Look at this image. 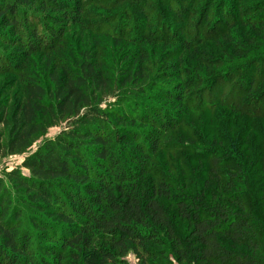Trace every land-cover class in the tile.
<instances>
[{
    "label": "trees",
    "instance_id": "1",
    "mask_svg": "<svg viewBox=\"0 0 264 264\" xmlns=\"http://www.w3.org/2000/svg\"><path fill=\"white\" fill-rule=\"evenodd\" d=\"M162 1L128 6L138 16L145 13L137 9L163 10L153 23L145 15L138 30L128 16L111 33L108 24L114 22L104 24L113 43L132 45L114 69L98 50L75 57L68 48L73 58L63 57L66 29L60 21L72 19L66 0H0V74L17 68L6 49L23 61L44 54L50 84L44 88L19 65L22 99L10 116L0 107V123L10 126L5 143L0 135V156L23 155L37 135L65 125L0 179V264H127L129 254L140 264H169L171 257L178 264H264V208L252 198L258 191L251 190L250 178L254 169L264 171V148L257 145L264 143V44L256 47L264 33L224 38L227 52L206 51L202 46L239 25L241 15L220 3L217 20L206 28L213 0L203 9L202 0H189L179 39L163 38L161 19L171 18L174 2ZM35 11L50 12L47 22L32 16ZM218 22L221 31L214 30ZM163 47L167 56L156 55ZM225 52L223 60H212ZM202 97L213 101L203 104ZM218 108L232 113L234 121L226 122L240 120L256 134L245 143L247 130L233 139L227 126L224 151H232L231 177L239 187L220 189L219 174L211 187L208 180L199 187L195 178L179 185L176 166L162 174L157 168L165 152L190 150L198 139L207 143V130L200 134L188 119L196 116L202 126L198 115ZM211 150L198 156L220 155ZM256 194L264 200V193ZM162 201L174 208L172 214ZM177 222L186 225L183 237Z\"/></svg>",
    "mask_w": 264,
    "mask_h": 264
},
{
    "label": "rangeland",
    "instance_id": "2",
    "mask_svg": "<svg viewBox=\"0 0 264 264\" xmlns=\"http://www.w3.org/2000/svg\"><path fill=\"white\" fill-rule=\"evenodd\" d=\"M66 1H67V4H69L68 6L72 4L71 5L72 8L68 10V14H67L68 16H70L69 13H72V17L70 16L72 19L67 20V21L65 20L60 21L61 25H63L62 27L66 29V33L63 38L65 42L64 44L66 45V49H63L61 51V54L63 55V57L73 58V56L69 53V50H67L68 48L74 51L73 55H75V57L76 55H79L81 51H84V50H89V51L98 50L101 53V55L105 58V61L108 64V66H110L111 68H114L115 66H119V63L121 61L120 57L124 54L125 51H127L132 46L130 44H126L125 47H128V48H125L123 44L121 46V45H117L113 43V40H112L113 35L109 34L112 32V29H117L115 27H121L124 23V19H126V17L128 16L130 18L131 17L134 18L135 28H137L138 30V27L145 25V23L143 22L145 20V17H144L145 15L148 16L149 14H151L150 21L151 23H153L154 18H156V16L160 17L163 11V10L161 11L154 10L156 12H153L152 14V12H150L151 11L150 9L148 10L147 9H137L141 11L143 10L145 15L144 14L142 16L136 15V13H134L132 9H130L128 6L130 7L133 6L132 8L134 7L143 8L142 0H66ZM169 1L174 2V3L171 2L172 10L170 13L172 14V16L171 18H168V20H163V22H162L163 18L161 19V23H160L161 27L164 26V22L166 21L165 22L166 29L163 28V30L165 31L161 35V37H163L164 34L166 33L165 37L169 39L173 38L174 40V39H179L180 37L179 31H181V28H179L178 25L180 24L181 19L183 18V15L185 13L184 11L190 8L189 6L190 1L192 2L193 0H190V1L189 0H181V1L180 0H169ZM209 1L210 0H202V3L204 4L201 5L202 7H200V9H203V7L207 3H209ZM212 2L214 3V7L212 10V14L209 17L210 22L206 24L205 26L206 28H210V27L212 28L213 22L217 20L216 14H215L216 12L215 6L216 7L217 5L220 6V3H222L221 5H225L226 7H229L230 9H233V10L238 9L239 15H241L240 24L236 26H232L234 28L227 29L225 33L223 32L220 36L214 38L213 42L205 43L202 46V49L206 51L209 50L211 52L213 50L216 51L220 49H224V50L226 49V52H227L228 46L225 44L227 40H225L224 38L236 39L237 36H241L242 34L249 32V31L250 32L252 31V35L254 34L253 31H256L258 34L264 33V0H213ZM162 3L164 4L165 1L163 0ZM162 9H165V6L162 7ZM46 14L50 15V12L35 11V13H31L32 16L34 15L38 19H41L43 23L47 22L48 16H46ZM55 16L60 17L61 15L55 14ZM232 19H233L232 17H229L227 18V21L231 23L233 22ZM108 20H111L114 22L113 24H108L109 33L105 31L106 27L104 26V24L108 22ZM97 25H101L102 27H104V29L102 31L97 32L96 31ZM203 25H204L203 23L200 24L201 27ZM127 27H131V26H127ZM149 27L151 26L149 25ZM177 28H179V30ZM174 29H177V30L174 31ZM214 30L221 31L222 24L218 22V24L215 25ZM140 31H141V28H140ZM157 31L159 33L161 32L160 29H158ZM256 38L258 39L256 40L257 41L256 47L262 48L263 47L262 45L264 44V42L260 41V38L258 37ZM175 47H174L175 50L176 49L179 50V46H175ZM149 50L151 49L149 48ZM159 50L164 51V52L161 53V51H159L156 55L163 54L164 57H166L167 54L170 52L168 51L169 49L164 48V47L160 48ZM226 52L218 53V54L215 53L212 60L214 61H218L219 59L223 60V58H226ZM4 54L10 56V59L13 62L15 61V63L17 64V68H14L11 66L12 67L11 71H8L5 73L3 72L2 74H0V107H7V111L10 116L11 113L14 111V108L17 106V104L22 99V84L18 76L21 73V71L18 72L19 71L18 67H20L19 65L22 64V67H24L25 71L26 70L28 71V74L37 76L38 79L41 80V83L44 86V88H47L50 86V84L46 78L48 76V73L44 72L45 71L44 66H45V63L48 57L44 56V54L43 55L35 54L33 57H30L28 60L23 61L22 58L18 59V57L15 59H12V56H14V52H12L11 50H7V49L4 50ZM150 56H152V52L150 53ZM159 57H162V56H158L154 58L152 60V63L154 64V61H157V58ZM24 69L20 68V70H24ZM157 70L158 68L153 69V72H152L153 76H155V73H157ZM211 71H219V70L214 68V70L212 69ZM200 101L203 104L204 103L209 104L211 103L210 101H213V100H211V98L202 97ZM0 111H1V108H0ZM231 114L232 113H230L226 108H218L212 111H207L205 112V114L201 113V115L200 114L198 115L199 117H201L199 119H205L204 124L202 126L198 124L196 120V118L198 117L193 116L195 118L191 117L190 120L188 119V121L190 122L192 121L193 123H197L196 129L198 130L200 134H202L203 132L207 130V133H209L208 135L210 137V138L208 137L207 143L204 141V139L203 140L198 139L196 140V142H194V146L190 150H186V151L177 150L172 153L165 152L164 153L165 155L161 154L165 156V159L161 163L160 167L157 169H160V172H162V174L164 173L165 175H168L166 173V170L168 167H170L171 169H173L175 166L179 167V170L177 169L179 172L178 173L179 185L182 180H186L188 182L190 178H195L196 185H199V187H202L204 185V182H206L207 180H208V183H210V187H211V183H214L213 182L214 177H216L217 174H219L220 175V184H219L220 189L224 186L226 187L228 183H233V185L239 187V184L237 182H234L233 178L231 177V174L235 173V170L233 167L235 162L229 160V158H231L229 154L231 155L232 151L229 148L226 149L227 151H224L226 147L225 145L226 140L224 136L225 137L227 136V131H228L227 128L229 126L232 127V130H231L232 132L230 131L231 134H229V136L231 135L233 139L235 138L236 135L242 136L245 130H247L246 135L244 134L243 136L244 141L246 137L245 143H249L250 140L256 134L254 133L253 127H250L247 129L242 128V125L240 124L241 122L240 120L237 122H226L227 117H230V121H234V118L232 117ZM192 125L195 127V124H192ZM64 126L65 125L63 124L61 127L51 128L47 131L45 135H37L30 149H28L27 152L23 155H13V156H6V157L0 156V179L3 178L4 174L11 172L15 169H18L23 159L26 156L33 154L37 150V148L46 140H51L54 137H56V135H58L61 132ZM9 129H10V126H5V122L2 124L0 123V135H1L2 143H5L7 141ZM248 129H250V131ZM179 132L184 134L186 131L184 130V128H181ZM257 145L264 148L263 142L257 141ZM210 149H212L211 151H218L220 155L215 156V157L211 155V156H208L207 159L206 158L203 159L202 156L205 154V152L210 151ZM198 154L199 155L201 154L202 156L199 157ZM214 158L217 159V161L219 162L218 164H214L215 166H211L210 165L211 160ZM237 163H239V161H237ZM249 165H252L251 161ZM21 172L24 175H28V173L25 170H21ZM247 172H250V171H247ZM183 173L185 176H183ZM251 177H252L251 181H253L251 183V190L253 192L258 191L256 193H259L260 191L261 193H264V171L260 173L259 171H256L254 169L252 171V174L250 173V178ZM213 190L216 193L215 194L216 197H219L220 191H217V189L216 190L213 189ZM254 193L252 194V198L254 202H256L259 206H260V202H262V205L260 207L264 208V200L262 199L258 200L257 198H255L257 194L255 193L254 195ZM162 204L165 207V209L168 210L170 214H172V211L174 210V208L170 207L168 203L164 201H162ZM261 211H263V209H261ZM261 222L264 223V217L261 218ZM177 230H178V233L182 237L185 236L186 225L183 223L177 222ZM35 257L36 259H38L39 255L36 254L34 258ZM124 261L127 264H140L139 260L136 259L135 256H133L132 254H129L124 259ZM169 264H178V263H176L173 257H171L169 259Z\"/></svg>",
    "mask_w": 264,
    "mask_h": 264
}]
</instances>
